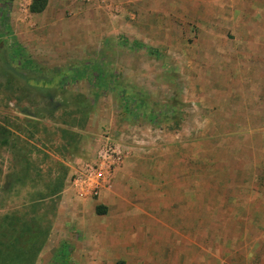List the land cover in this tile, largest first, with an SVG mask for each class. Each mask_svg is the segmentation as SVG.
Masks as SVG:
<instances>
[{
    "label": "rangeland",
    "instance_id": "rangeland-1",
    "mask_svg": "<svg viewBox=\"0 0 264 264\" xmlns=\"http://www.w3.org/2000/svg\"><path fill=\"white\" fill-rule=\"evenodd\" d=\"M10 1L0 2V123L15 134L0 148V254L22 256L36 217L40 235L56 225L62 238L54 208L74 200L54 194L66 171L55 156L89 157L110 134L131 157L120 190L139 206L135 238L154 224L185 237L155 242L135 264H264V0H51L41 14ZM68 76L77 81L63 85ZM57 109L79 129L50 120ZM114 196L94 205L109 209ZM36 202L46 206L22 207ZM68 244V264L97 262Z\"/></svg>",
    "mask_w": 264,
    "mask_h": 264
},
{
    "label": "crops",
    "instance_id": "crops-1",
    "mask_svg": "<svg viewBox=\"0 0 264 264\" xmlns=\"http://www.w3.org/2000/svg\"><path fill=\"white\" fill-rule=\"evenodd\" d=\"M30 5H32L34 0H29ZM51 0H48V5L46 9L42 12H46L47 8L49 7V3ZM1 4L5 7L6 4L11 2L10 0H0ZM30 11H31V6H30ZM32 12V11H31ZM18 14V12L16 11ZM33 13V12H32ZM33 14H41V13H33ZM9 16V12L6 9H1L0 10V18L3 20L4 26L2 27L3 30L6 31L7 29V19ZM9 25V24H8ZM50 27H46L45 33L48 34L49 36H52L53 34L56 33L55 24H49ZM4 33L6 34V32ZM93 34V33H92ZM97 35V33H94ZM100 34V33H98ZM2 40V35L0 33V42ZM85 42L90 45H92L91 41H88L84 39ZM83 40V42H84ZM6 46L2 47L0 44V54L3 49H5ZM64 77L61 79L63 80ZM73 84V83H72ZM3 108L0 107V114L2 113ZM59 109L55 110L53 114H50V120L56 119L59 124L62 127H65L66 129H79L77 125L69 124L67 122L61 121L59 117ZM20 119L23 121L24 119V124L29 123V118H28V113L26 110H23V108L20 111ZM94 110L88 111V115L86 118V123H88V119L90 116H92ZM86 125V124H85ZM93 122L90 119L89 123L87 124L86 128V133H88V130L91 131L93 128ZM72 130V131H73ZM101 130H103L102 125H98L96 127L95 132L96 135H99L101 137L102 133ZM67 131V130H63ZM5 136H4V134ZM14 130L11 126L10 123L2 122L0 123V148H5L11 150L13 142L11 140L12 135L14 136ZM98 136V137H99ZM104 139H100L99 141L102 143L105 139H111L115 140L114 137H112L110 134L103 136ZM118 142V141H117ZM123 151H124V157H123V162L122 164L118 167L116 171V177H115V189L116 192L114 198L112 199L111 206L109 209L106 207V213H100L98 212V208L94 205L95 200L91 198H87L80 193L79 189L74 185L72 182L73 174L81 162V160L86 159L87 157L81 156V157H76L72 158L71 156H64L61 152L60 154L56 155L55 157H58L59 163H63L62 166L66 169L65 171V176L62 178V181L59 182L58 185V177L57 173L52 172L51 176L49 177L52 182H50L52 185L53 183L55 185H58L55 188V193L54 194H61V199L64 200L65 196L69 194L70 198L74 201H69L68 197L65 198L66 202H61L58 204L55 208L54 211L56 212H61L63 217H65V220L62 223L61 226V231L64 233L60 236H58V239H55L57 237L56 233L55 236L52 235L54 233V228L52 229V233H44V236L38 234L34 236V239L38 238L39 241L43 242V245L41 247L40 253H38V256H36V260L34 264H39L40 259H42L43 256H45L47 253L52 254L53 262L51 264H68V261L66 258H71L70 254V246L68 243L70 242H75L79 241L80 243L84 244L86 250L78 249L80 252V256H83V258H95L97 259L96 261H92V263L89 264H135L134 259H139L142 253L148 252V255H155L156 253V247H155V242L157 241H163L169 244L172 243H183L184 241V236H174L171 235L170 233L168 234L167 232L165 234H156V227L158 226L157 224L153 225V229L150 231L152 232V235L149 234V236H146V238H140L137 237L135 238V232H133L132 227L136 226V223H134V218L138 216L139 212V206L136 205H129L125 202L124 195H122V184H123V178L127 177V175L130 174L129 171H127V167H129V159L130 154L129 150L127 151V147H125L123 144ZM71 157V158H70ZM61 173H59L60 175ZM6 177V176H5ZM2 178V174H0V179ZM56 180V181H55ZM53 191V192H54ZM111 196L108 198L111 200ZM52 198V195H45L40 199V201L49 200ZM51 204V203H50ZM52 205V204H51ZM46 205L45 204H40V203H26L22 204V207H30L31 210L36 209L38 210L39 208L43 209ZM102 207V206H101ZM188 207V206H187ZM171 216V214H170ZM151 214L146 215V219L150 220ZM55 218V214H54ZM6 219V218H5ZM36 224L34 226H38L39 222L41 224V219L40 217L35 218ZM5 221V220H4ZM155 221V218H154ZM43 224V223H42ZM7 226V225H6ZM130 226V229L124 230V227ZM138 226V224H137ZM39 227V226H38ZM121 227V232L118 233V228ZM79 231L80 232V240H77L75 238L74 232ZM60 235V234H59ZM53 238V239H52ZM52 239V241H51ZM82 239V240H81ZM62 241V244L59 241ZM139 240H144L145 242H148V245H145V248H142V245L140 244ZM186 240L188 238L186 237ZM66 242V243H65ZM188 242V241H185ZM200 241H197L196 244L198 245ZM57 243H60V245H57ZM201 245V242H200ZM76 246V245H75ZM97 247H100L99 249ZM147 248V249H146ZM172 249V247H171ZM182 249V247H181ZM180 249V250H181ZM189 249H186L188 251ZM182 251V250H181ZM189 252V251H188ZM71 255V256H70ZM15 256H11L8 254H0V259H2V264H12L10 263L11 259ZM10 259V260H9ZM142 260V258H140ZM170 259V258H169ZM38 260V261H37ZM137 264H142V261L137 262Z\"/></svg>",
    "mask_w": 264,
    "mask_h": 264
},
{
    "label": "built area",
    "instance_id": "built-area-1",
    "mask_svg": "<svg viewBox=\"0 0 264 264\" xmlns=\"http://www.w3.org/2000/svg\"><path fill=\"white\" fill-rule=\"evenodd\" d=\"M123 157L122 144L105 139L94 154L81 160L72 182L83 196L107 205L109 196L114 193L116 171Z\"/></svg>",
    "mask_w": 264,
    "mask_h": 264
},
{
    "label": "trees",
    "instance_id": "trees-1",
    "mask_svg": "<svg viewBox=\"0 0 264 264\" xmlns=\"http://www.w3.org/2000/svg\"><path fill=\"white\" fill-rule=\"evenodd\" d=\"M47 5H48V0H34L32 5H31V11L33 13H42L46 9ZM76 81H77V79L72 78L71 76L65 77L63 80H61L63 85H66V84L71 83V82H76ZM132 113H134V112H132ZM4 136H5V134H4ZM98 212H100L102 214L106 213V208L105 207H99ZM41 230L42 229L39 228L38 226L32 227V230L30 231L28 236H26L27 241H25L24 245L27 247H25L23 249V251H21L23 253L22 256L16 255L15 257H13L11 259L10 263H12V264H34V262L36 260V256H38V253H40L41 247H42L43 242H44V240H43V242L42 241L40 242L38 238L34 239V236L36 234H40L41 232L39 233V231H41ZM29 252H31V254ZM28 254H30L29 258H28Z\"/></svg>",
    "mask_w": 264,
    "mask_h": 264
}]
</instances>
